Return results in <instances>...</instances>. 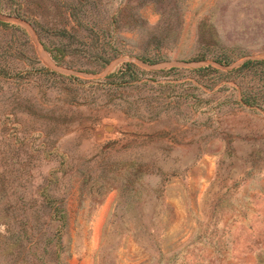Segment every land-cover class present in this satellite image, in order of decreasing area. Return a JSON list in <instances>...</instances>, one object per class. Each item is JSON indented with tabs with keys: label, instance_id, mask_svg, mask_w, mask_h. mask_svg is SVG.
<instances>
[{
	"label": "rangeland",
	"instance_id": "374dc122",
	"mask_svg": "<svg viewBox=\"0 0 264 264\" xmlns=\"http://www.w3.org/2000/svg\"><path fill=\"white\" fill-rule=\"evenodd\" d=\"M0 264H264V0H0Z\"/></svg>",
	"mask_w": 264,
	"mask_h": 264
}]
</instances>
